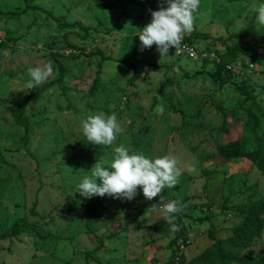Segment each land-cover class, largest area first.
Returning <instances> with one entry per match:
<instances>
[{
	"label": "rangeland",
	"instance_id": "obj_1",
	"mask_svg": "<svg viewBox=\"0 0 264 264\" xmlns=\"http://www.w3.org/2000/svg\"><path fill=\"white\" fill-rule=\"evenodd\" d=\"M24 1L0 0V264H172L171 252L185 241L182 254L189 261L211 246L209 233L217 240L230 237L240 209L264 201V175L246 158L225 161L217 147L238 141L247 150L254 147V135L264 139V60L240 55L229 66L233 78L220 85L206 72L213 71L209 62L175 48L162 61L155 45L143 51V61L133 58L131 48L151 22V11L167 7L162 0H102L119 7L110 9H98L93 0H35L37 9L25 12ZM260 3L264 0H201L193 31L182 40L194 32L207 36L193 37L198 50L224 51L227 42L246 51L251 37L264 35L255 15ZM250 46L264 56L262 46ZM100 52L109 61L98 68ZM49 60L54 75L27 90L28 69ZM58 63L65 67L60 86L23 102L58 78ZM135 69L141 77L129 86ZM97 72L98 91L91 94ZM165 79L171 81L164 90L165 111L155 115L160 101L153 97ZM241 80L248 82L250 97L236 89ZM19 107L26 132L14 122ZM99 112L118 116L121 131L112 145L85 138L81 122ZM248 112L260 118L255 132ZM121 144L130 154L177 160L179 184L161 195L164 203L187 204L176 215L178 231H169L164 217L150 210L160 196L149 201L142 189L131 201L96 196L100 206L85 213L78 184L98 160L110 166ZM230 188L242 192L229 195ZM135 221L154 230L136 229ZM15 223L22 228L12 236ZM250 254L252 264H264V236Z\"/></svg>",
	"mask_w": 264,
	"mask_h": 264
},
{
	"label": "clouds",
	"instance_id": "obj_2",
	"mask_svg": "<svg viewBox=\"0 0 264 264\" xmlns=\"http://www.w3.org/2000/svg\"><path fill=\"white\" fill-rule=\"evenodd\" d=\"M163 3H166L167 7L161 6L157 11L150 10L151 22L139 30L138 35L141 42L140 51L155 45L160 54V61L172 57L169 56L171 48H175V53L181 50L182 36L193 31L194 15L198 12L201 0H162ZM255 15L257 21L264 23V3L256 6ZM54 70L55 63L51 60L43 67L29 68L27 90L35 89L47 81L54 75ZM147 74L152 77L157 76L159 72ZM157 99L160 102L157 103L154 114L162 115L165 111L163 97L157 93ZM81 123L86 140L99 146L112 145L121 131L116 113L91 114ZM181 175L182 171L178 168L175 158L163 156L150 159L142 152L130 154L121 144L115 148L110 166H104L98 160L78 184L76 192L85 199L107 195L112 199L131 201L138 195V189H142L143 196L149 201L160 196V203L153 204L150 210L162 215L170 226L168 230L176 232L179 230L175 223L176 215L183 212L187 204L179 199L164 203L161 193L165 188L174 189L179 184ZM183 248L184 246L179 248L178 254L184 252Z\"/></svg>",
	"mask_w": 264,
	"mask_h": 264
},
{
	"label": "trees",
	"instance_id": "obj_3",
	"mask_svg": "<svg viewBox=\"0 0 264 264\" xmlns=\"http://www.w3.org/2000/svg\"><path fill=\"white\" fill-rule=\"evenodd\" d=\"M35 0H25V8L24 12L28 9H37V7L33 6L32 3ZM94 4L97 6L98 9H110V8H119L115 4H106L102 0H93ZM8 16L14 17V14H10ZM89 29H84V36L83 38H86L88 36ZM195 36H201V37H207L205 34L197 35L196 33H192L190 36H188L184 41L182 40V43H186L192 47H195V43L193 41V37ZM220 41V40H219ZM251 43L259 44L264 48V35L260 37H251L249 39V42L246 43L248 50H243L240 46L237 44L229 45L227 42H224V51H211L208 48L202 50L203 53H206L208 56L205 59H201L202 62H209L211 64V69L213 70L211 73L209 71H206L209 77H211L214 82H218L220 85L225 80H229L233 78L232 71L228 68L230 65H234L240 55L249 57L250 59L257 62L259 59L264 60V56H257L255 53H252L249 51V48L251 47ZM3 47H7L6 43H2ZM70 48L73 50H80L79 47H75L70 45ZM195 49L198 50V48L195 47ZM133 53H136L135 57L133 55V58L136 61H143V58H137L138 50L133 48ZM132 53V54H133ZM214 54L215 58H210V54ZM101 56V60L97 63L98 68L101 67V64L107 60H109V57L103 56L102 52L99 53ZM150 65H157L154 62L147 61ZM167 67V65H164ZM169 67V66H168ZM64 65L63 63H58V70H59V76L56 80L51 81L50 83L43 85V87H40L36 92L35 95L31 97H24L23 102L31 100V101H37L38 95L40 92L48 88L49 86L53 84H58L60 86V82L64 79ZM100 70V69H98ZM201 72V71H200ZM200 72L197 73L200 75ZM141 75L140 72L135 69L132 72V75L127 80V84L129 86H133L134 82L140 79ZM99 77L98 72L96 73L95 77L92 80V85L90 86V92L91 94H94L98 91L97 83H98ZM171 84V81L168 79H165L159 84V87L157 91L154 94V102L157 97V93L164 97V90L165 88ZM236 89L241 94L248 95L250 97V92L248 91L249 84L246 80H241L239 85L235 86ZM253 106L255 105V102L252 101L251 103ZM248 120H252V129L253 132L257 131L260 126V118L256 116L254 113L248 112L247 113ZM264 117V116H263ZM14 122L16 125L23 127L24 131L26 132L28 129V123L25 119L22 117V107H19L14 112ZM223 132H227V129L224 127V125L221 127ZM254 141V147L252 149H243L241 147V143L238 141H232L225 144L218 145L217 147V153L221 158H223L225 161H231L241 158L248 159L256 168L257 170L264 175V139L258 137L257 135L253 136ZM242 192L241 189L238 190H232L229 189L228 193L229 195L240 193ZM229 195L225 197L223 200V207L226 209V204L229 199ZM35 205V204H34ZM85 207V213H87L89 210H92V214L96 212V209L100 206V202L97 199L96 196H93L91 199H84V205ZM241 218L239 219L238 223H236L232 229V235L228 237L225 240H217L215 237L209 233L208 236L211 240H213V243L210 247L205 249L203 252H201L198 256L195 258L186 261L184 258V255L182 253L178 254V249L171 252V258L172 264H252L251 259L253 256L250 254L251 248L256 242H260V239L264 236V201L258 200L253 201L248 204L247 207L244 209H240ZM134 227L136 229H144V228H150L153 229V227L145 226L142 222L135 221ZM11 235L16 236L19 232V230L22 228V225L15 223L10 227ZM3 237V234L0 233V238ZM102 241V239H99ZM175 243V241H174ZM188 242H183L184 246H186ZM101 244V243H100ZM174 245L171 243V246ZM176 259V260H175ZM96 264H101L99 260H96Z\"/></svg>",
	"mask_w": 264,
	"mask_h": 264
},
{
	"label": "built area",
	"instance_id": "obj_4",
	"mask_svg": "<svg viewBox=\"0 0 264 264\" xmlns=\"http://www.w3.org/2000/svg\"><path fill=\"white\" fill-rule=\"evenodd\" d=\"M178 54L186 55L187 57H190V58H200V59H205L208 56L206 53H203L202 50H197L195 49V47H192L186 43H182L181 50L178 51ZM209 56L210 58H215V55L212 53ZM228 68L230 69L229 66Z\"/></svg>",
	"mask_w": 264,
	"mask_h": 264
},
{
	"label": "crops",
	"instance_id": "obj_5",
	"mask_svg": "<svg viewBox=\"0 0 264 264\" xmlns=\"http://www.w3.org/2000/svg\"><path fill=\"white\" fill-rule=\"evenodd\" d=\"M140 42L139 41H137L136 43H134V49H136V50H138V53H137V58H144L143 57V52H141L140 51ZM131 50H133V48H131ZM107 61H109V60H107ZM107 61H105V62H103L104 64L107 62Z\"/></svg>",
	"mask_w": 264,
	"mask_h": 264
}]
</instances>
